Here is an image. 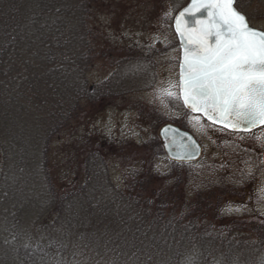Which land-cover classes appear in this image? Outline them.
Returning a JSON list of instances; mask_svg holds the SVG:
<instances>
[{"label":"trees","instance_id":"16d2710c","mask_svg":"<svg viewBox=\"0 0 264 264\" xmlns=\"http://www.w3.org/2000/svg\"><path fill=\"white\" fill-rule=\"evenodd\" d=\"M94 2L0 0L3 150L16 144L25 150L29 133L43 136L46 149L50 138L79 118L83 102L117 94L97 95L85 86L95 53L89 26ZM159 143L150 140L142 150L162 155ZM81 158L70 187L58 192L48 183V217L33 221V232L11 235L0 264H264V220L216 227L189 212L187 201L177 206L179 167L186 163H170L172 171L161 177L164 188L149 190L151 169L133 172L117 188L99 155Z\"/></svg>","mask_w":264,"mask_h":264},{"label":"rangeland","instance_id":"374dc122","mask_svg":"<svg viewBox=\"0 0 264 264\" xmlns=\"http://www.w3.org/2000/svg\"><path fill=\"white\" fill-rule=\"evenodd\" d=\"M186 2H94L89 26L95 53L85 86L97 95L100 90L117 94L96 104L83 102L79 118L50 138L46 149L43 136L32 133L20 152L19 144L3 150L0 141V252L15 232H33V221L48 217V183L58 192L70 187L81 157L91 152L101 158L113 187L123 188L133 172L143 175L151 169L148 189L164 188L161 177L172 171L171 162L142 147L158 139L165 122L186 129L203 150L197 162L179 167L177 206L187 201L189 212L216 227L264 220V125L231 132L186 112L180 103L179 47L171 19ZM235 7L250 26L264 31V0H235ZM15 169L18 178H8Z\"/></svg>","mask_w":264,"mask_h":264},{"label":"snow or ice","instance_id":"6c2138e0","mask_svg":"<svg viewBox=\"0 0 264 264\" xmlns=\"http://www.w3.org/2000/svg\"><path fill=\"white\" fill-rule=\"evenodd\" d=\"M234 5L235 0H191L175 29L185 48L184 104L237 128L264 124V31L250 27Z\"/></svg>","mask_w":264,"mask_h":264},{"label":"water","instance_id":"95a60500","mask_svg":"<svg viewBox=\"0 0 264 264\" xmlns=\"http://www.w3.org/2000/svg\"><path fill=\"white\" fill-rule=\"evenodd\" d=\"M191 4V0H187L184 6L179 8L176 12L172 20V30L176 35V39L179 46V59H178V96L183 105V107L192 112V114L201 116L205 121L209 122L210 124L220 126L225 130L234 131V132H248L253 130L254 128H258L264 124L257 123L252 126H247L241 124L237 128H233L230 124L225 126L224 123L216 121L213 122L212 120L208 119L207 116L204 115L203 112H197L191 110L187 105L184 104L181 90H180V77H181V65L184 61V41L181 40L179 34L176 32L175 29V19L179 15L181 11L185 8L189 7ZM200 16V13L196 14ZM189 19H191L189 17ZM191 25H189L190 27ZM251 27V26H250ZM254 28V27H252ZM257 29V28H254ZM259 30V29H258ZM262 31V30H261ZM167 130V131H165ZM158 138L160 140V144L162 146L163 154H165L166 158L171 162H195L198 161L202 156V147L199 142H197L196 138L187 130L180 128L177 125L171 123H164L158 129ZM180 145H186L187 147H181Z\"/></svg>","mask_w":264,"mask_h":264}]
</instances>
